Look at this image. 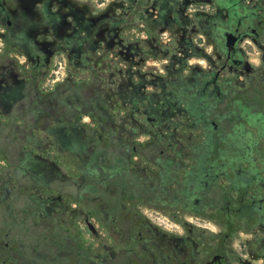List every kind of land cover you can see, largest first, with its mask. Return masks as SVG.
Returning a JSON list of instances; mask_svg holds the SVG:
<instances>
[{
    "label": "flooded vegetation",
    "instance_id": "1",
    "mask_svg": "<svg viewBox=\"0 0 264 264\" xmlns=\"http://www.w3.org/2000/svg\"><path fill=\"white\" fill-rule=\"evenodd\" d=\"M200 5L211 11L191 9ZM129 8L139 9L138 13L142 9L144 14L134 15V37L125 33L130 29L124 22ZM205 13L213 16L217 27L227 25L225 33L239 36L221 66L212 39L207 40L211 46L207 57L194 42L196 35L205 37ZM148 24L162 28L148 35ZM262 29L264 0H108L101 7L91 0H0V116H32L29 104L39 109L46 93L72 78L68 72L70 76L66 74L55 87L44 88V79L60 55L66 70L86 72L91 78L93 72H107L109 63L119 78L118 116L145 117L151 127L143 140L149 145L143 149L134 145L132 157L125 155L122 145L119 201L116 205L104 200L100 219H94L90 208L83 210L81 200L71 194L54 193V188L42 185L36 195L30 194L23 175L0 172V184L16 191L8 193L1 207L0 264H264V116H203L198 123H189L182 98L173 95L170 81L164 79L178 72L185 86L194 81L203 93L218 96L223 72L237 73L243 63L246 72L254 70L246 59L234 56L246 38L258 47ZM12 55L23 60L18 62ZM193 58L206 59V68L188 63ZM156 61L162 63L160 73L151 63ZM65 98L69 104L72 98L82 103L74 93ZM205 126L204 136L190 145ZM236 130L242 133L238 143L229 140ZM208 135L211 144L206 143ZM23 147L27 159L20 166L25 174L31 169L51 175L50 180L56 178L55 162L30 152L27 144ZM127 170L133 177L125 175ZM26 179L39 180L34 174ZM71 179L63 180L76 185ZM91 202L85 200L86 206ZM147 207L176 218L177 229L151 222L143 212ZM77 211L89 241L77 234ZM125 212L133 218L121 230L125 222L114 224L116 218L126 220ZM94 232L108 241L115 239L116 232L124 255L109 256V242H96L94 247ZM128 242L132 246H124ZM135 244L143 255L127 256L135 254Z\"/></svg>",
    "mask_w": 264,
    "mask_h": 264
},
{
    "label": "trees",
    "instance_id": "2",
    "mask_svg": "<svg viewBox=\"0 0 264 264\" xmlns=\"http://www.w3.org/2000/svg\"><path fill=\"white\" fill-rule=\"evenodd\" d=\"M127 10H129V14L124 18V22L131 29L133 28L134 15L137 17L144 14L140 13L143 12L142 9L139 13V9L136 8ZM113 17L118 20L117 16ZM203 22L206 43L207 40L212 39L218 51L217 55L222 57L217 62V65L221 66L226 59L225 32L227 25L222 23L217 27L213 16H209L207 13L204 14ZM160 28L162 25L148 24L146 27L148 35L157 34ZM261 32L264 33V29ZM257 43L261 51L262 64L253 71L246 72V65L243 63L242 67L237 68V73H231L233 76L224 79L222 84H219L220 93L218 96L203 93L201 88L194 86L196 83L194 81L185 86L184 77L178 72L173 73L170 78L168 75L167 79L164 76L165 80L170 81L169 90L173 95L182 98L187 116L192 117H190L189 123H198L203 116H262V111L260 110V112L258 108L259 105H262L260 99L264 97V36L258 39ZM205 56L207 57V53ZM234 58L244 59L243 51L238 49ZM111 68L108 63L107 72H93L88 91L82 90L81 86L72 78H67L58 85L59 89L45 94L43 105H39V109L36 104H29V112L32 116H28L27 123L32 135L30 136L31 140L23 141V144L29 146L30 152L38 153L57 165L62 161L66 165L75 166L77 173L84 180L86 179L87 183L91 181L90 184H77L80 190L88 191L98 200L100 199L101 218L103 200L109 199L116 205L119 201L120 191L117 179L122 162V145L125 146V155L129 154L132 157L136 154L133 151L134 145H138L142 149L149 145L146 140L136 142L135 138L147 136L151 130L145 117L118 116L119 78L116 72H111ZM241 75L244 77L243 82L239 80ZM230 84L234 85L232 90ZM248 89L253 90L250 100H254L251 102L248 98ZM73 93L79 97L81 104H78L74 98L70 104L67 102L65 97L71 96ZM81 109H86V112L83 113L88 115L89 122L81 121L83 115ZM36 114L40 116H35ZM41 119L43 123L39 125L38 120ZM192 129L194 127L189 126V130ZM207 129L205 126L199 136L192 135L194 138L190 140L189 144L196 145L199 137L204 136L203 133ZM39 133H42V136H39ZM211 139V136L208 135L206 143L211 144ZM50 151H53V155L47 156ZM124 161H128L126 157ZM125 166L128 167L127 164ZM29 175L31 176V171ZM125 175L133 177V173L129 170ZM107 177L112 180L109 179L105 183L104 179ZM48 182L44 181L41 185L51 186L50 183L47 184ZM56 182L58 181L56 180ZM58 183L60 184L59 191L69 189L68 183L62 181ZM131 191V189L127 190L126 193Z\"/></svg>",
    "mask_w": 264,
    "mask_h": 264
},
{
    "label": "rangeland",
    "instance_id": "3",
    "mask_svg": "<svg viewBox=\"0 0 264 264\" xmlns=\"http://www.w3.org/2000/svg\"><path fill=\"white\" fill-rule=\"evenodd\" d=\"M92 4L97 5L100 4V7L103 6V4H105L106 2H108V0H91ZM203 9L204 11H211V8H209L206 5H200L199 7H195V8H191V9ZM137 30L136 29H129L128 31H126L125 33L128 36H132L134 37L135 32ZM194 42H197V44H199L200 47H203L205 52L208 54L209 52H211V46L209 44L206 43V39L205 37H203L201 34L196 35L194 37ZM240 47L243 50V57L244 59L247 60V63L250 67L252 68H256L258 66H260L262 64L261 61V51L260 49L252 42V40L250 38H246L245 40H243L240 44ZM14 59H16V61L21 62L23 60V57L18 55L17 58L15 57V55H12ZM152 64L156 65V71L157 73H160V70H163L162 68V63L160 61H156V62H151ZM188 63L193 64V65H198L199 68H206L207 66V60L204 58H193L188 60ZM65 60L61 59V56L58 55L55 59L54 62L52 64V66L50 67V70L48 71L46 78L44 79V88L46 90H50L53 87H55V85L58 82H61L62 80H64L65 75L67 74L68 76L69 73H72L73 76L72 80H74V82H76L77 84H80L82 90H86L88 91L90 86H91V81L92 78L90 77V75L86 72H70L68 70L65 69ZM69 72V73H68ZM231 76H233L231 74V72L225 71L223 72L220 80H219V84H222L223 80L226 78H230ZM243 75L239 76V80H241L242 82L244 81L243 79ZM234 84V83H233ZM233 84H230V89L232 90L233 88ZM249 90V89H248ZM253 95V90H249L248 91V98H249V102L253 101L254 99H251V96ZM71 102H73V99H70ZM256 101H259L258 99H256ZM260 101L262 102V105H259L258 110L262 111V116H264V97L262 99H260ZM260 111V112H261ZM30 115V112H29ZM28 119V116H0V172H5L6 170H12L15 176H19V177H25L23 179V183L27 184V193L30 194H35L38 192V187L41 185V183H43L44 181L47 182L49 181L47 184L50 183L51 187L54 188L55 190H53L54 193H58L61 192L59 191L60 188V184L58 182L62 181L63 183H68L69 185V189L66 191H62L64 193H68L71 194L73 198H77L80 199L82 204L80 205L83 210H86L87 208H90L92 215L94 217V219H99L101 218L100 215V199L98 200V198L94 197V195L88 191H82L79 189L78 184L76 185H72L69 184V181L67 180H63L64 178H66L67 176H69L70 178H72L71 180L76 182V183H80V184H90L91 181H88V183L86 182L87 180L83 179L78 173H77V169L75 166H71V165H66L65 163H63L62 161L59 162L58 168H59V172L57 173L55 179L50 180L47 176V174H41L40 172H36L34 173V171H31V174L33 173L34 175H36V177L39 180H35V181H29V179H26L28 177H30L29 174H25L24 169L21 168V164H25L27 157L25 156V153L27 150L24 149L23 147V141H27L28 139L31 140L30 136L32 135L31 130L29 128V124L26 123ZM82 122H89L90 119L88 116H82L81 119ZM43 120L41 119L40 121L38 120V124H42ZM18 124V126H17ZM238 128V127H237ZM236 128V129H237ZM239 133L238 130L233 131L230 133V139L229 140H235L237 143L239 142ZM39 136H42V133H39ZM234 136V137H233ZM233 137V138H231ZM139 141H143L145 139L144 136L139 137ZM48 154V155H47ZM47 156H52L53 155V151H50L49 153H47ZM7 164L8 168H4L5 165ZM1 174V173H0ZM23 175V176H22ZM46 179V180H45ZM56 180L58 182H56ZM16 192L14 189H11L9 184H0V213H2V208L5 206L6 202L5 199L7 198L8 193H14ZM85 200H91L92 204L90 207H88V205L86 206L85 204ZM102 201V200H101ZM104 202V200H103ZM156 203H159L157 200L154 201ZM2 207V208H1ZM143 208V207H141ZM153 208H149L147 207L146 209H143V212H145L144 214H148L149 216L147 218L150 219L151 222H154L156 224H159L162 228H174L177 229V225H178V221L176 220V218H170L168 216H164V215H160L158 213H155L152 211ZM76 214V222H77V234L79 235V237L85 241H89L90 238V234L86 232L85 226L83 225V223H78V217L80 216L78 214V211L75 212ZM102 214V211H101ZM125 217L126 220H122L121 218H116V222H115V226L118 225L121 226L123 224V222H125V226L123 228V226H121L120 228H122L121 230H125L127 229L128 225L130 224L131 220L133 217H131V214L129 212H125ZM188 219H191L192 221L195 222H199L202 223L200 220H195V218H193L192 216H187ZM173 219V220H171ZM179 219V217H178ZM94 226L100 225V220L96 223V221H92ZM4 222H0V225L3 224ZM108 223H112L111 222V218L109 219ZM114 226V228H116ZM96 229H99L97 227H95ZM114 228L109 229L110 231H112ZM141 231V235H145V231L143 229L140 230ZM99 232V231H98ZM98 232H94L93 236H92V240L94 243V247H96V242H109V256L114 255L116 257H121L124 254L120 251V245L118 243V234L116 232H114V240H110L108 241L103 235L99 234ZM135 236H139L138 232H135ZM128 239L125 237V242ZM121 240H119L120 242ZM124 246H132V242H128L126 243ZM133 251L135 252V254H126L127 256H142L143 255V250L141 249V247L138 244L133 245Z\"/></svg>",
    "mask_w": 264,
    "mask_h": 264
},
{
    "label": "water",
    "instance_id": "4",
    "mask_svg": "<svg viewBox=\"0 0 264 264\" xmlns=\"http://www.w3.org/2000/svg\"><path fill=\"white\" fill-rule=\"evenodd\" d=\"M239 40V36L234 35L233 33L229 32L226 33L225 35V45L228 49V51H230L232 48H234L235 43Z\"/></svg>",
    "mask_w": 264,
    "mask_h": 264
}]
</instances>
